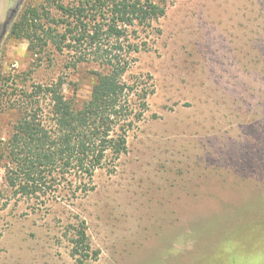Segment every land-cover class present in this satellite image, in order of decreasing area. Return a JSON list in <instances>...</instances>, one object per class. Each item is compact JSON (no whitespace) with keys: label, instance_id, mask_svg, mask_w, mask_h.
Here are the masks:
<instances>
[{"label":"rangeland","instance_id":"1","mask_svg":"<svg viewBox=\"0 0 264 264\" xmlns=\"http://www.w3.org/2000/svg\"><path fill=\"white\" fill-rule=\"evenodd\" d=\"M155 1L166 15L122 43L124 82L148 94L144 110L130 95L127 151L108 154L91 181L70 174L39 197L15 195L3 159L0 264H79L70 240L80 222L98 252L86 264H225L224 241L245 251L264 241V0ZM47 3L0 0L2 149L32 86L61 79L79 109L107 72L73 69V53L52 46L38 60L12 37L27 8Z\"/></svg>","mask_w":264,"mask_h":264},{"label":"trees","instance_id":"2","mask_svg":"<svg viewBox=\"0 0 264 264\" xmlns=\"http://www.w3.org/2000/svg\"><path fill=\"white\" fill-rule=\"evenodd\" d=\"M166 11L165 2L155 0H76L70 5L48 0L25 10L12 37L28 41L36 59L52 46L59 53H73V69L94 62L107 72L95 74L90 100L79 109L65 97L61 79L34 85L24 95L21 116L0 148V163L7 160L6 181L15 195L39 197L70 174L91 181L108 154L118 159L127 151L126 129L133 123L130 95H137L144 110L148 94L124 82L129 61L122 43L131 28L150 27ZM128 49L137 52L138 46L130 44ZM44 106L50 122L43 118ZM70 241L71 255L79 264L98 258L84 222L74 227Z\"/></svg>","mask_w":264,"mask_h":264},{"label":"clouds","instance_id":"3","mask_svg":"<svg viewBox=\"0 0 264 264\" xmlns=\"http://www.w3.org/2000/svg\"><path fill=\"white\" fill-rule=\"evenodd\" d=\"M218 258L224 260L225 264H264V241L245 251L239 241L226 240L219 247Z\"/></svg>","mask_w":264,"mask_h":264}]
</instances>
